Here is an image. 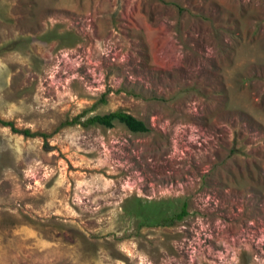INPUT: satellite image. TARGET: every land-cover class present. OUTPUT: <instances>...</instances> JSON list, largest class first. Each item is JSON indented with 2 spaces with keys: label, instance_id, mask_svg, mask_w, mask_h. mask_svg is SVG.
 I'll use <instances>...</instances> for the list:
<instances>
[{
  "label": "rangeland",
  "instance_id": "rangeland-1",
  "mask_svg": "<svg viewBox=\"0 0 264 264\" xmlns=\"http://www.w3.org/2000/svg\"><path fill=\"white\" fill-rule=\"evenodd\" d=\"M0 264H264V0H0Z\"/></svg>",
  "mask_w": 264,
  "mask_h": 264
},
{
  "label": "trees",
  "instance_id": "trees-1",
  "mask_svg": "<svg viewBox=\"0 0 264 264\" xmlns=\"http://www.w3.org/2000/svg\"><path fill=\"white\" fill-rule=\"evenodd\" d=\"M117 122L119 124H122L126 127L127 130H129L132 133H146L148 132L147 126L140 120H137L136 118L132 117L129 114H126L121 111L101 114V115H94L83 123L84 126H90V125H98L104 128H112L114 123ZM79 124L78 118L67 122V125H73V124ZM4 126H8L11 128L13 133H18L23 135L26 138H32L34 137V134L31 133L29 130H23L20 131L18 129H15L12 125V123H3ZM43 138H46V134L39 135ZM159 205V202H150L148 204H145L143 207L144 211L149 213L151 210L154 214V222H157L156 224L160 223L161 225H170L174 221H180L182 220L187 212H186V204H182L180 211L178 213H175L171 216L164 217L162 215V212H158L157 206ZM156 209V210H155ZM150 214V213H149Z\"/></svg>",
  "mask_w": 264,
  "mask_h": 264
}]
</instances>
